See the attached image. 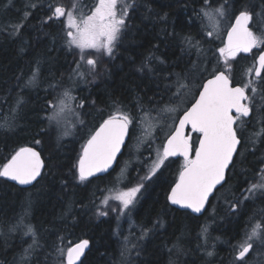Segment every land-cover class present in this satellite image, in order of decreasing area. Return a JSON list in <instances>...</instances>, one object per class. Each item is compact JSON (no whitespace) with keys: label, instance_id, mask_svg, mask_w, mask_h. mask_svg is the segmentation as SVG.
Instances as JSON below:
<instances>
[{"label":"trees","instance_id":"obj_1","mask_svg":"<svg viewBox=\"0 0 264 264\" xmlns=\"http://www.w3.org/2000/svg\"><path fill=\"white\" fill-rule=\"evenodd\" d=\"M90 1L76 0L78 5ZM64 3L0 0V169L24 145L37 148L46 165L28 187L0 177V264L25 256L30 245L25 264H64L57 249L66 253L80 240H88L89 246L77 264H230L245 232L257 223L264 225V192L256 191L247 200L242 197L243 190L261 182L264 170V104L251 114L250 129L227 170V182L216 188L201 215L168 202L180 158H168L150 180L138 178L144 186L127 216L112 211L116 206L109 200L107 205L101 202L118 186L122 163L131 162L125 171L131 183L163 146L165 131L173 129L183 110L171 124V112L160 110L177 103L184 91L177 95L179 85L197 73L195 98L203 80L224 69L217 54L224 37L207 35L218 30L213 24L218 26L221 20L228 26L246 9L253 14L249 27L261 34L264 0H208L210 8L205 0H128L135 7L129 11L127 27L111 56L95 54V68L80 62L68 46L62 19L47 20L52 14L49 6L54 10ZM221 6V18L203 15L202 9ZM21 22L23 27L13 35ZM78 60L84 71L81 80L73 75ZM37 67L35 83L26 86ZM65 90L73 104H65L59 119L50 120L59 111L57 102ZM118 111L127 113L132 123L116 165L81 183L74 165L86 138ZM144 112H149L150 123L142 121ZM238 201L233 211L229 205ZM144 229L149 230L146 235ZM239 263L236 259L231 264Z\"/></svg>","mask_w":264,"mask_h":264},{"label":"snow or ice","instance_id":"obj_2","mask_svg":"<svg viewBox=\"0 0 264 264\" xmlns=\"http://www.w3.org/2000/svg\"><path fill=\"white\" fill-rule=\"evenodd\" d=\"M119 2L120 0H98L90 15H81L79 19L75 14L78 9L77 2L72 4L71 9L57 5L52 10L50 5L49 9L52 14L47 17V20L66 18L64 20L66 43L70 48L74 47L80 50L81 60H84V54L89 49L97 52L103 51L111 56L122 31L127 27L126 20L129 17V11L135 7L134 4L123 3L118 11ZM205 5L210 8L208 0H205ZM30 6L34 8L36 5ZM202 12L205 17L213 19V14L223 16L224 9L221 6L210 11L202 9ZM27 16L28 13H25L23 19H27ZM252 19L253 14L246 9L240 10L235 15V23L228 31L227 42L224 47L218 49L224 60V69L214 70L211 78L203 84L199 99L184 112L183 117L180 118L179 126L175 127V131L167 137L163 152L157 153V158L153 161L148 175L143 178L150 180L169 157L177 154L182 155L184 157L183 170L167 196L172 205H179L182 208H189L195 213H200L217 186L223 187V184L227 182L226 171L233 163L234 154L238 152V146L242 143L240 134L244 127L243 118L250 117L253 111L254 97L249 96L247 92L250 90L252 93H257L258 90L252 80L243 86L233 87L232 80L226 73L232 71L229 61L234 59L238 53H249L253 49H261V45L264 44V37L255 35L249 28ZM22 27V22L14 26L12 34H18ZM213 27H216L215 23ZM212 34L211 31L207 33L208 36ZM186 39L191 44V39ZM86 63L95 68L97 61L88 58ZM257 63L258 66L254 69L255 77L264 79V49L260 50ZM247 71L248 74H251L253 69ZM38 75L39 68L37 67L33 70L26 86L34 84ZM186 87L187 85L180 84L177 95ZM63 97L58 101L59 111L49 117L50 120L59 119L60 112L66 106L65 100L71 98L70 92L65 90ZM21 102V100L17 101L18 104ZM160 111L175 112L176 108L165 106ZM141 119L150 123L149 112H144ZM130 123H132V118L127 113L118 111L104 120L95 133L90 136L83 145L78 161L74 165V170L77 173L76 178L81 183L88 181L89 177H93L96 173L106 171L112 165L124 143ZM186 125H191L192 130L200 134L198 146L195 148L190 137L184 134ZM34 143L39 145L41 141L36 140ZM193 151L194 158L190 155ZM45 167V162L39 151L34 147H21L0 169V177L16 181L21 185H28L42 176V169ZM143 186V183L137 184L135 187L117 192L112 197L120 202L121 212L134 205L137 193ZM256 191L264 192V170H262L260 183H253L243 190V200H247ZM239 202L241 201L230 204V208L235 211ZM101 203L107 205L108 198H105ZM112 211H116V209H112ZM107 214L105 211H98V215L106 216ZM28 230L35 236L31 227ZM148 231V229L143 230L145 235ZM203 231L206 232L207 229L205 228ZM262 233H264V226L259 223L253 226L244 242L239 245L240 250L236 255L238 261L245 260L246 255L253 249V241L261 239ZM36 243L34 239L33 244ZM88 246L89 241L82 240L74 247H69L66 253L63 249H57V251L62 260L66 255V264H77ZM31 248L32 245L29 246V249H25V256L22 259L27 258Z\"/></svg>","mask_w":264,"mask_h":264},{"label":"rangeland","instance_id":"obj_3","mask_svg":"<svg viewBox=\"0 0 264 264\" xmlns=\"http://www.w3.org/2000/svg\"><path fill=\"white\" fill-rule=\"evenodd\" d=\"M64 1H65L64 4H66V5L63 4L62 6H64L66 9H71V8H72V4H73L74 2H76V0H64ZM97 2H98V0H91L90 3H89V2H87V3H83V2H82V3H80V4L78 5V9H77V11H76V13H75L76 16H77V19H79V17H80L81 15H83V16L90 15L91 12H92V10H94V7H95V5L97 4ZM123 3H128V0H120V2L118 3V11H120V9H121ZM219 18H221V16L215 15V19H219ZM61 19H62L63 24H64V32H65V23H64V20H65L66 18H61ZM219 21H220V22H219ZM219 21H217V23L219 22V25L216 26V27H218V30H217L216 32H213V31H212L213 35H215L217 38L219 37V35H220V36L222 35V36L224 37V34H225L227 28H228L229 25H230V24H229V25L227 26L226 23H221V22H222L221 20H219ZM222 29H223V30H222ZM255 35L260 36V37H264V28H262V33H261V34H255ZM221 47H224V44H223ZM221 47H219V48H221ZM219 48H217V54H218V57H219V59H220V62L224 64V60H223V58L220 56V53H219V51H218ZM72 49L75 50V51L77 52V54H78V59L80 60V62L86 61L88 58H94V57H95V54H104L103 51H101V52H97L96 50L89 49V50H86V52H85V54H84V57H85L84 60H81V52H80V50L77 49V48H74V47H73ZM105 54H106V53H105ZM79 60H78V62H79ZM80 62L77 63V66H76V68H75L76 70H75V73H73V75H74V77H75L76 79H77V78H80V80H81L82 77H83L84 71H83V69H82L81 66H80V64H81ZM229 64H230V61H229ZM224 67H225V64H224ZM81 74H82V75H81ZM73 75L70 76V77L72 78V80H73ZM77 80H78V79H77ZM198 80H199V78H198V74L195 73V75H193V76L191 77L190 82H189V81H183V82H182L184 85H187V87L184 88V91L180 94L177 103H176V104H172V105L170 106V107H174V108H176V111H175V112H171V113H170V116L168 117V121L171 120L170 124L173 122V120H174L176 114L178 113V111H180V110H184V109L186 108V106L189 105V103H190V102L192 101V99L194 98V94H195V91H196L195 89H196L197 87H199V86H198ZM61 99H62V98H61ZM59 100H60V98H59ZM57 104H58V102H57ZM65 104H73V102H68V99H66V100H65ZM63 111H64V110H63ZM63 111H62V112H63ZM62 112H60V113H62ZM59 116H61V115H59ZM170 118H171V119H170ZM167 125H169V124H167ZM169 127H170V126H169ZM167 132H168V130H166V131H165L166 134H169V133H170V132H168V133H167ZM158 152L162 153V146L160 147V150H159ZM158 152H156L154 156L152 155V156L149 158V161L145 164V168H144V170L139 174V176L137 175V177H136L137 179L135 178V179L132 181L133 183H132V182H131V183H130V182H127V181H126V177H125V171H126V168L129 167L128 165H129L131 162L126 161L125 163H122V164H121L120 169H123V170H122V172H121L120 175H119V176H120V179L117 181L118 186H117V187H113L110 191H108V192H107V196L105 197V198H108L110 204L116 206V210H117V212H118V214H119L120 216H127L128 213H129V210H130V209H125L123 212H121V211H120V208H121L120 202L117 201V200L112 199V197H113L117 192L125 191V190H127V189H129V188L135 187L137 184H140V183H141V179H138V178H139L141 175H142V178H144L145 176L148 175V173H149V169H150V167H151L153 161L156 160V158H157V153H158ZM133 155H134V154H133V152H132L131 156H133ZM132 159H134V157H132ZM130 161H131V160H130ZM126 175H127V174H126ZM139 193H140V192H139ZM139 193H137V197H136V199L138 198ZM105 198H104V199H105ZM132 206H133V205H132ZM129 208H131V206H130ZM129 223H130V221L127 220V224H129ZM255 225H256V224H255ZM263 226H264V225H263ZM126 229H127V228H126ZM250 232H251V230H250V228H249V230L245 232V234L243 235V237L241 238V240L238 242L237 246L234 247V249H233V250H234V251H233V260L229 259V263H230V264H231V263H234V261L236 260L235 255H236V254L238 253V251L240 250V249H239V245H240L241 243L244 242L246 235H247L248 233H250ZM23 257H24V255L17 256L16 260H15L12 264H25V263H26V259H22ZM64 261H65L64 264H66V255H65ZM239 262H240V261H239ZM239 264H264V239H263V238H261V239H256V240L253 241V249L250 250V253L246 255L245 260H244L243 262H240Z\"/></svg>","mask_w":264,"mask_h":264},{"label":"flooded vegetation","instance_id":"obj_4","mask_svg":"<svg viewBox=\"0 0 264 264\" xmlns=\"http://www.w3.org/2000/svg\"><path fill=\"white\" fill-rule=\"evenodd\" d=\"M263 46H264V44L261 45V49H262ZM261 49H253V50H256L255 53L253 51L249 52V53H243V52L238 53V55L234 59L230 60V66H231L232 71L229 72V74H227V75H229L230 79L232 80V86H235V85L243 86L249 80H252V81L255 82V87L258 90L257 93H252L250 90H248V92H247V94L249 96L254 97V100H253V111L251 113L252 115H253V112H254V110L256 108L262 107L263 106L262 104H264V95H263L264 79H257L255 77V74H254V69H255V66H256V57H257V54L259 53V51ZM248 69H253V72L251 74H248V71H247ZM192 101L189 104H191ZM251 114H250V117H251ZM250 117L243 118L244 127H243L242 133L240 134L241 135V139H242V137H244V135L247 134L246 130L250 129V125H247V124H250V122H249L250 121L249 120ZM253 121L255 123L254 124L255 127L258 128V126H259V118L257 116H255ZM251 125H253V124H251ZM194 134L198 135V136L196 135L197 137H196L195 141L192 140V135H194ZM187 136L190 137V140L193 143V147H194L196 142H197V139L199 137V133H196V132H194L192 130H189L188 133H187ZM235 155H234V157H235ZM234 157H233V159H234ZM176 158H180V160H181V166H180V169H181L184 166V158H181V157H176ZM180 169H179V171H180Z\"/></svg>","mask_w":264,"mask_h":264},{"label":"water","instance_id":"obj_5","mask_svg":"<svg viewBox=\"0 0 264 264\" xmlns=\"http://www.w3.org/2000/svg\"><path fill=\"white\" fill-rule=\"evenodd\" d=\"M234 23H235V18L233 19V21H232L230 27L227 29V31H226V33H225V36H224V45H225V43L227 42L228 31L230 30L232 24H234ZM262 49H264V46L262 47ZM262 49H261V50H262ZM243 53H244V52H243ZM259 53H260V51H259ZM259 53L257 54V57H256V66H255V67L258 66L257 58H258V56H259ZM210 78H211V75L204 79V81L202 82V85H201L200 89L198 90V93H197L195 99L192 101L191 104H189V105H188V106H187V107H186V108H185V109L179 114V116H178V118H177V120H176V122H175V125H174L172 131L167 135V137H168L173 131H175V127H178V126H179L180 118L183 117L184 112H185L187 109L191 108V106L196 102V100L199 99V94H200V91H202V86H203V84H204L208 79H210ZM236 86H239V85H235V86H233V87H236ZM108 118H109V117H106L105 119H103V120H102V121L96 126V128H95V129L90 133V135L86 138L84 144L87 142V140L90 138V136H91L92 134L95 133V131L100 127V125L104 122V120H106V119H108ZM189 130H192L191 125H186V126H185V129H184V134H185L186 136H187V133H188ZM192 131H193V130H192ZM128 136H129V126H128V132H127V134L125 135V138H124V143L121 145V147H120V151L117 153V155H116V159L113 161L112 165H111L106 171L96 173L93 177H95V176H100V175H104L105 173H108L110 170H112V169L114 168V166H115L116 163H117L118 157H119V155L121 154V152L123 151V147H124L125 143L127 142ZM167 137H166L165 140H164L163 146L167 143ZM199 138H200V134H199V137H198V139H197V142H196L194 148L198 146ZM84 144H83V145H84ZM21 147H34V146H32V145H24V146H21ZM21 147H20V148H21ZM238 147H239V146H238ZM20 148H18L16 151H18ZM34 148H35V147H34ZM82 148H83V146H82ZM82 148H81L80 154H81V152H82ZM35 149H36L37 151H39L37 148H35ZM16 151L14 152V154L16 153ZM162 152H163V148H162ZM14 154H13V155H14ZM80 154H79V155H80ZM13 155H12V156H13ZM190 155L192 156V158H194V156H195L194 151H193ZM234 155H235V154H234ZM12 156H11V157H12ZM11 157L7 160V162L11 159ZM176 157L184 158V157H183L182 155H180V154H177L176 156H172L171 158H176ZM41 158H42V156H41ZM169 158H170V157H169ZM42 159H43V158H42ZM77 161H78V159H77ZM7 162H6V163H7ZM6 163H5V164H6ZM2 168H3V167H2ZM42 170H43V169H42ZM182 170H183V167H182V168L180 169V171L178 172L177 178H176V180L174 181V183L171 185L168 194L170 193L171 188H172V187L175 185V183L177 182V180H178V178H179V174H180V172H181ZM226 173H227V171H226ZM89 178H91V177H89ZM6 179H7L8 181H10V182L16 184L17 186H20V187H28V186L32 185V184L35 182V181H33L32 184H28V185H21V184H19V183L16 182V181H12V180H10V179H8V178H6ZM37 179H38V178H37ZM217 187H219V185H218ZM214 191H215V190H214ZM213 194H214V192H213ZM213 194H212V195H213ZM212 195H210L209 200H210V198L212 197ZM167 196H168V195H167ZM168 202L170 203V201H168ZM208 202H209V201H208ZM208 202L205 204V208H204L200 213H195V212H193V211H192L191 209H189V208H182V207H180L179 205H172L171 203H170V204H171L172 206H174V207H177L178 209H181V210H187V211H189L190 213H192V214H194V215H201V214L205 211ZM80 241H82V240H80ZM80 241H77V242L73 243L70 247H74V246H75L76 244H78ZM86 249H87V248H86ZM86 249H85V251H86ZM85 251H84V253H85ZM83 255H84V254H83ZM83 255L81 256V258L83 257ZM236 255H237V254H236ZM78 262H79V261H77V263H78Z\"/></svg>","mask_w":264,"mask_h":264},{"label":"bare ground","instance_id":"obj_6","mask_svg":"<svg viewBox=\"0 0 264 264\" xmlns=\"http://www.w3.org/2000/svg\"><path fill=\"white\" fill-rule=\"evenodd\" d=\"M7 241V240H6ZM8 243V242H7ZM30 259V258H29Z\"/></svg>","mask_w":264,"mask_h":264}]
</instances>
